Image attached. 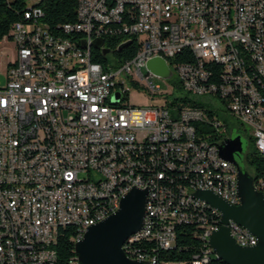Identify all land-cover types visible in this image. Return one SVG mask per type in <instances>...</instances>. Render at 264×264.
Instances as JSON below:
<instances>
[{
    "label": "built area",
    "instance_id": "obj_1",
    "mask_svg": "<svg viewBox=\"0 0 264 264\" xmlns=\"http://www.w3.org/2000/svg\"><path fill=\"white\" fill-rule=\"evenodd\" d=\"M40 2L6 39L15 56L0 83V264H57L60 231L79 242L131 188L147 191V206L144 228L124 243L129 258L177 264L154 253L174 246L173 222L197 212L205 247L189 264H214L208 231L223 227L221 215L193 194L209 184L239 205L236 168L218 153L234 123L264 159V0H78L76 22L58 31ZM97 40L137 51L95 62ZM156 57L178 79L172 93L146 70ZM131 89L163 103L130 105ZM257 185L264 193V172ZM225 227L237 246L257 244L235 222ZM142 241L154 253L134 247Z\"/></svg>",
    "mask_w": 264,
    "mask_h": 264
},
{
    "label": "water",
    "instance_id": "obj_2",
    "mask_svg": "<svg viewBox=\"0 0 264 264\" xmlns=\"http://www.w3.org/2000/svg\"><path fill=\"white\" fill-rule=\"evenodd\" d=\"M129 43L121 44L117 51ZM93 45L101 51L102 56L109 53L108 49L102 48L101 41H94ZM146 70L162 80L173 77L162 58L147 61ZM243 144L241 136L236 135L225 139L218 147L220 158L236 168L239 205L231 206L210 191H196L193 196L221 215L220 223L223 227L213 232L207 240V245L218 261L223 264H264V196L256 189L254 178L237 160V156L243 152ZM146 196V190L131 189L120 200L116 212L90 226L82 240L74 244L78 264H148L128 259L122 250L125 241L142 229ZM229 221L255 236L257 244L246 248L237 246L225 227Z\"/></svg>",
    "mask_w": 264,
    "mask_h": 264
},
{
    "label": "trees",
    "instance_id": "obj_3",
    "mask_svg": "<svg viewBox=\"0 0 264 264\" xmlns=\"http://www.w3.org/2000/svg\"><path fill=\"white\" fill-rule=\"evenodd\" d=\"M77 2L78 0H41L39 8L44 12V25L50 31H58L65 24L75 23ZM27 5V0H0V42L9 38L11 27L14 23L25 21L24 12L27 9ZM106 46L112 50V54L116 58L117 63H121L123 60L132 57L137 51V45L134 41L119 51H117L116 45L113 43L107 42ZM93 56L95 62H104L106 60L98 51H95ZM173 61L192 62L193 59L190 56L189 58L183 59L181 55H178ZM207 66L209 70L220 71V68L216 65L208 64ZM214 77L218 78V76ZM217 78H213L211 81L216 82ZM261 94L264 103V93ZM197 105L206 107L201 104ZM206 131L205 128L204 132L206 133ZM229 136H231V134ZM246 147L247 149L245 150L243 162L251 171V176L254 178V183L256 184L264 172V159L257 154L250 138L246 143ZM192 216L193 220L191 222H173V229H176V236L172 248L168 250H158L154 253L151 250L150 242L146 241L136 243L134 247L144 251L151 250L161 263L189 264L191 260L201 252L202 248L205 247V242L194 234L199 228L197 226V217H199V214L194 212ZM209 220L210 219H208V221ZM72 236V229L65 228L60 231L56 244L57 264H69L70 261L73 260L74 243L72 241ZM126 255L129 256L128 248H126ZM212 262L214 264H223L218 260L216 261L215 258H212Z\"/></svg>",
    "mask_w": 264,
    "mask_h": 264
},
{
    "label": "rangeland",
    "instance_id": "obj_4",
    "mask_svg": "<svg viewBox=\"0 0 264 264\" xmlns=\"http://www.w3.org/2000/svg\"><path fill=\"white\" fill-rule=\"evenodd\" d=\"M34 0H27V4L30 5L33 3ZM15 54V48L12 42L4 39L0 42V83H4V71L6 68V65L11 62L14 58ZM154 84L159 85L162 91L172 93L174 90H176V86L178 85V79L172 78L169 82H166L162 79H159L157 77L151 78ZM129 104L138 106V107H148L155 104H162V99H151L150 97L146 96L145 94L141 93L140 91L136 89H131L128 94ZM229 132H232L231 137H234L236 135H240L241 139L246 145L247 141L250 138V130L248 127L244 126L241 127L238 124H233L232 129H229ZM243 168L251 175V171L245 166L244 163ZM241 164V165H242Z\"/></svg>",
    "mask_w": 264,
    "mask_h": 264
},
{
    "label": "bare ground",
    "instance_id": "obj_5",
    "mask_svg": "<svg viewBox=\"0 0 264 264\" xmlns=\"http://www.w3.org/2000/svg\"><path fill=\"white\" fill-rule=\"evenodd\" d=\"M104 49H105V48H104ZM96 51H98L99 53H101V51L98 50V49H96ZM103 57H105V56H103ZM259 100H260V107H264L263 98H262V94H261V93H259ZM254 185H255L256 189H257L258 191H260V192L264 195L263 191H261V189H260V186L257 185V183H256V184L254 183ZM131 189H133V188H131ZM131 189H129V191H130ZM136 189L144 190V188H136ZM201 191H210V192L214 193L215 195H217V196L219 197V190H216L215 186H210L209 184H201ZM145 206H147V196H146V205H145ZM113 213H114V212H109V213H107L106 216H104V218H101L100 220H97V223L103 221L105 218H107L109 215H111V214H113ZM143 228H144V219H143V226H142V229H143ZM218 230H219V227H211V230L208 231V239H209L210 235H211L213 232L218 231ZM134 236H135V234L132 235V236H130L128 239H130V238H132V237H134ZM210 249H211V248H210ZM122 250H123V253L125 254V256H126L128 259H130V260H135V261H139V259H131V258H129L128 255H126V248L124 247V244H123V246H122ZM76 264H78L77 260H76Z\"/></svg>",
    "mask_w": 264,
    "mask_h": 264
},
{
    "label": "flooded vegetation",
    "instance_id": "obj_6",
    "mask_svg": "<svg viewBox=\"0 0 264 264\" xmlns=\"http://www.w3.org/2000/svg\"><path fill=\"white\" fill-rule=\"evenodd\" d=\"M112 53H113L112 50L109 49V53H108V55H113ZM246 149H247L246 145L243 144V152L241 153L240 156H237V160H238L239 162H241V164L244 163V162H243V158H244V154H245V150H246ZM242 165H243V164H242Z\"/></svg>",
    "mask_w": 264,
    "mask_h": 264
}]
</instances>
